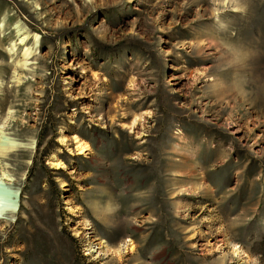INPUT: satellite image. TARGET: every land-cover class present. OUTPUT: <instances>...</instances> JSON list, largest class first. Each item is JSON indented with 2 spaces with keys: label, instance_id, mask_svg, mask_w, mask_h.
Listing matches in <instances>:
<instances>
[{
  "label": "rangeland",
  "instance_id": "obj_1",
  "mask_svg": "<svg viewBox=\"0 0 264 264\" xmlns=\"http://www.w3.org/2000/svg\"><path fill=\"white\" fill-rule=\"evenodd\" d=\"M262 102L264 0H0V264H264Z\"/></svg>",
  "mask_w": 264,
  "mask_h": 264
},
{
  "label": "bare ground",
  "instance_id": "obj_2",
  "mask_svg": "<svg viewBox=\"0 0 264 264\" xmlns=\"http://www.w3.org/2000/svg\"><path fill=\"white\" fill-rule=\"evenodd\" d=\"M244 101H241V104H245V102H248L245 100V98L243 99ZM239 104V103H238ZM258 105H261V106H264V102L262 103H258ZM84 148H80V152L79 154H83L84 153ZM10 181L12 182V184L15 182V179L11 178ZM2 196V195H1ZM16 199H18V194L16 193V196H15ZM19 199H20V196H19ZM7 200V198H6ZM7 202V201H6ZM5 202V198H1L0 197V220L2 219V216L5 215L7 217L6 220H9V221H13L14 220V217L19 213V206L17 205H10V206H6V203ZM4 216V217H5ZM124 246V245H123ZM121 253V252H120ZM123 253V252H122ZM114 256V255H112ZM118 256V255H117ZM121 257V256H120ZM96 258H99V254L97 253V256ZM115 258V257H114ZM119 258V257H118ZM113 260V259H112ZM116 261L118 259H115ZM119 261H121V259L119 258ZM114 262V261H113ZM112 264V262H111ZM121 264V263H120Z\"/></svg>",
  "mask_w": 264,
  "mask_h": 264
},
{
  "label": "water",
  "instance_id": "obj_3",
  "mask_svg": "<svg viewBox=\"0 0 264 264\" xmlns=\"http://www.w3.org/2000/svg\"><path fill=\"white\" fill-rule=\"evenodd\" d=\"M19 200V194H18V199H17V201Z\"/></svg>",
  "mask_w": 264,
  "mask_h": 264
}]
</instances>
